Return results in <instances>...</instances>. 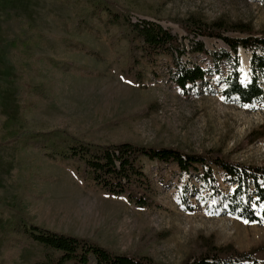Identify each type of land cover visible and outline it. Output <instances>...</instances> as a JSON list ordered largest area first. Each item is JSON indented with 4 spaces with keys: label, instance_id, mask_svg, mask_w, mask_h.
Returning a JSON list of instances; mask_svg holds the SVG:
<instances>
[{
    "label": "rangeland",
    "instance_id": "374dc122",
    "mask_svg": "<svg viewBox=\"0 0 264 264\" xmlns=\"http://www.w3.org/2000/svg\"><path fill=\"white\" fill-rule=\"evenodd\" d=\"M113 1L129 8L135 19H159L181 35L174 22L190 17L264 29V0ZM78 5L0 0V136L10 119L23 131L65 129L104 145L131 141L194 152L215 149L234 161L264 164V101L243 107L225 101L217 91L199 94L197 89L185 96L167 76L166 57L159 58L156 66L142 67L146 87L133 86L124 76L127 42L113 41L118 28L103 15L72 31L69 24ZM61 37L84 43L94 54L66 48ZM205 42L210 50L226 47L214 39ZM238 56L246 83L245 60L249 71L251 53L240 49ZM48 57L78 63L95 75L63 73ZM144 163L156 194L151 207L140 208L84 182L72 163L49 161L39 150L23 153L14 146L2 147L0 230L19 195L38 225L90 238L119 253L147 256L159 264H183L202 238L245 252L258 250L264 256V224L214 215L204 203L194 212L186 211L181 188L187 176H180L174 165ZM41 251V246L30 245L7 253L0 237V262L5 258L8 264H29Z\"/></svg>",
    "mask_w": 264,
    "mask_h": 264
},
{
    "label": "trees",
    "instance_id": "16d2710c",
    "mask_svg": "<svg viewBox=\"0 0 264 264\" xmlns=\"http://www.w3.org/2000/svg\"><path fill=\"white\" fill-rule=\"evenodd\" d=\"M57 1L63 5L79 2L78 12L69 24L72 31L86 27L89 20L103 15L109 24L118 28L113 41L120 38L127 42L124 76L133 86L146 87L142 67L156 66L159 58L166 57L167 76L185 96H191L197 89L199 94L217 91L225 101L243 107L264 101V29L225 20L208 23L190 17L174 22L184 33L181 35L165 27L159 19H135L129 8L113 0ZM31 29L41 36L36 28ZM60 39L66 48L94 54L84 43L69 37ZM205 39L222 41L226 47L210 50ZM240 49L251 53L249 83L242 81ZM201 58L204 63L199 62ZM47 59L63 73L95 75V71L78 63ZM8 145L23 153L39 150L52 162L72 163L84 182H91L110 197H124L140 208L151 207L156 194L154 181L145 171V160L174 165L180 176H187L181 188L186 211L194 212L204 203L214 215L264 224V164L234 161L221 150L194 152L131 141L104 145L65 129L23 131L10 119L5 121L0 136V148ZM6 213L9 221L0 230V237L7 253L30 245L41 246L40 255L29 264H159L147 256L119 253L90 238L38 225L26 213L19 195ZM0 264L8 261L4 258ZM183 264H264V256L258 250L245 252L233 244L217 246L213 240L202 238Z\"/></svg>",
    "mask_w": 264,
    "mask_h": 264
},
{
    "label": "bare ground",
    "instance_id": "6f19581e",
    "mask_svg": "<svg viewBox=\"0 0 264 264\" xmlns=\"http://www.w3.org/2000/svg\"><path fill=\"white\" fill-rule=\"evenodd\" d=\"M245 65H246V68H245V71L243 72V74L247 77L248 74H249V71L247 69L248 65H247V61L245 60ZM248 79V78H247Z\"/></svg>",
    "mask_w": 264,
    "mask_h": 264
},
{
    "label": "water",
    "instance_id": "95a60500",
    "mask_svg": "<svg viewBox=\"0 0 264 264\" xmlns=\"http://www.w3.org/2000/svg\"><path fill=\"white\" fill-rule=\"evenodd\" d=\"M248 62H249V80L246 83H249L250 82V79H251V77H250V60H248ZM241 71H243V70L241 69Z\"/></svg>",
    "mask_w": 264,
    "mask_h": 264
}]
</instances>
